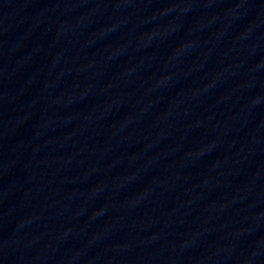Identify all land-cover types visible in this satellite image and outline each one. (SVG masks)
Here are the masks:
<instances>
[{
    "label": "water",
    "instance_id": "obj_1",
    "mask_svg": "<svg viewBox=\"0 0 264 264\" xmlns=\"http://www.w3.org/2000/svg\"><path fill=\"white\" fill-rule=\"evenodd\" d=\"M0 264H264V0H0Z\"/></svg>",
    "mask_w": 264,
    "mask_h": 264
}]
</instances>
